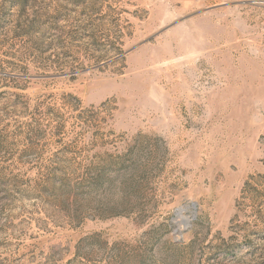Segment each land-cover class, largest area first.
I'll use <instances>...</instances> for the list:
<instances>
[{
	"label": "rangeland",
	"instance_id": "rangeland-1",
	"mask_svg": "<svg viewBox=\"0 0 264 264\" xmlns=\"http://www.w3.org/2000/svg\"><path fill=\"white\" fill-rule=\"evenodd\" d=\"M0 264H264V0H0Z\"/></svg>",
	"mask_w": 264,
	"mask_h": 264
}]
</instances>
